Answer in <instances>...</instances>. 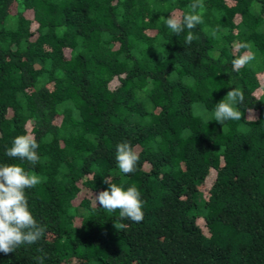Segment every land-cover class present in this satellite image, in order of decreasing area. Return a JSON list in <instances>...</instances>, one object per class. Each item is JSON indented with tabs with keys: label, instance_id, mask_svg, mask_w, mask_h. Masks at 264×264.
Masks as SVG:
<instances>
[{
	"label": "trees",
	"instance_id": "obj_1",
	"mask_svg": "<svg viewBox=\"0 0 264 264\" xmlns=\"http://www.w3.org/2000/svg\"><path fill=\"white\" fill-rule=\"evenodd\" d=\"M192 2L0 0V164L40 177L26 195L47 226L0 264H264V0H202L188 44L161 17ZM241 41L254 59L236 72ZM232 88L242 118L219 124ZM27 133L34 166L5 155ZM105 178L138 189L142 222L96 203Z\"/></svg>",
	"mask_w": 264,
	"mask_h": 264
},
{
	"label": "clouds",
	"instance_id": "obj_2",
	"mask_svg": "<svg viewBox=\"0 0 264 264\" xmlns=\"http://www.w3.org/2000/svg\"><path fill=\"white\" fill-rule=\"evenodd\" d=\"M189 11L182 15L170 14L161 17L166 26L176 35L188 30L185 42L191 44L195 39L192 30L203 23V16L198 9L203 8L202 0H193L188 5ZM235 49L240 55L233 59V71L238 72L254 59L251 45L248 42H238ZM244 50V51H241ZM227 102H220L215 110V120L222 124L226 120H240L242 114L239 105L244 103V93L239 88H232L227 92ZM39 144L36 137L23 134L15 137L12 146L6 150L5 155L12 159L26 161L36 165L40 156L37 149ZM139 160L138 154L133 150L130 142L125 141L116 145V162L124 174L135 172ZM40 183V177L29 174L28 171L16 163L0 164V252L4 254L16 252L21 246L37 243L46 232V225L38 221L30 211L26 190L33 189ZM104 183L109 187L95 194L96 203L108 211L120 209V217L132 222H142V200L138 189L133 185L124 190L105 178ZM43 252V250H39ZM46 254L35 257L37 264H44Z\"/></svg>",
	"mask_w": 264,
	"mask_h": 264
},
{
	"label": "rangeland",
	"instance_id": "obj_3",
	"mask_svg": "<svg viewBox=\"0 0 264 264\" xmlns=\"http://www.w3.org/2000/svg\"><path fill=\"white\" fill-rule=\"evenodd\" d=\"M192 110L194 114L200 116L204 120L211 119L213 117V113L211 112H206L204 109L199 104H193Z\"/></svg>",
	"mask_w": 264,
	"mask_h": 264
}]
</instances>
